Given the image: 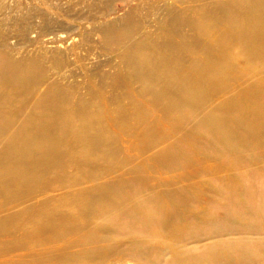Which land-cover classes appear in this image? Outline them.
<instances>
[{
    "label": "bare ground",
    "instance_id": "1",
    "mask_svg": "<svg viewBox=\"0 0 264 264\" xmlns=\"http://www.w3.org/2000/svg\"><path fill=\"white\" fill-rule=\"evenodd\" d=\"M176 1L156 34L104 29L110 99L46 82L0 34V264L254 263L229 231L264 226V0Z\"/></svg>",
    "mask_w": 264,
    "mask_h": 264
},
{
    "label": "rangeland",
    "instance_id": "2",
    "mask_svg": "<svg viewBox=\"0 0 264 264\" xmlns=\"http://www.w3.org/2000/svg\"><path fill=\"white\" fill-rule=\"evenodd\" d=\"M167 8L179 10L182 5L176 0H0V34L7 43L3 49L17 58L31 56L42 60L46 82L60 81L62 86L74 89L75 97H84L89 81L99 84L104 79L110 85V81L122 73L118 46L106 42L104 29L113 22L123 24L131 20L138 27L139 35L156 34ZM56 59H60L59 65ZM45 87L44 81L39 89ZM134 87L139 89L137 85ZM116 90L112 85L108 86L105 90L107 99ZM124 99L127 109L132 112L131 99L127 96ZM114 108L117 109L114 115L118 116V108ZM133 121L129 124L135 130ZM132 129L130 132H134ZM126 143H122L124 147H128ZM138 149H133L130 156H123L138 163L144 159ZM52 194L57 196L59 191ZM262 231L244 239L245 235H238L236 228L232 229L229 239H241L242 244L232 242L229 245L240 251L244 243L253 248L248 252L253 264H264V226ZM210 242L203 241L187 248H203ZM238 254L231 252V264L243 263L239 262Z\"/></svg>",
    "mask_w": 264,
    "mask_h": 264
}]
</instances>
